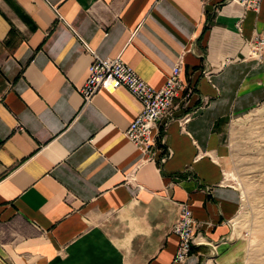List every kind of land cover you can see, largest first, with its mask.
<instances>
[{
	"label": "crops",
	"instance_id": "0c3cea01",
	"mask_svg": "<svg viewBox=\"0 0 264 264\" xmlns=\"http://www.w3.org/2000/svg\"><path fill=\"white\" fill-rule=\"evenodd\" d=\"M261 33L264 0H0V264H171L180 203L202 241L182 264H239L222 132L264 102ZM94 55L156 89L181 60L193 92L160 126L164 162L125 137L127 89L83 101Z\"/></svg>",
	"mask_w": 264,
	"mask_h": 264
},
{
	"label": "built area",
	"instance_id": "2783aa9c",
	"mask_svg": "<svg viewBox=\"0 0 264 264\" xmlns=\"http://www.w3.org/2000/svg\"><path fill=\"white\" fill-rule=\"evenodd\" d=\"M243 6L246 10H258L261 0H227ZM251 56L260 58L264 53V33L255 35L250 41ZM182 62L178 61L167 76L162 87L156 89L143 80L120 57L93 56L87 68V77L78 87L84 102L98 91L113 93L124 87L140 103L141 110L124 131L125 137L141 152L142 160L162 163L168 156L164 134L174 101L185 99L193 92V86L181 78ZM184 92V93H182ZM188 119V118H185ZM195 221L187 203H180L172 232L178 237V246L171 264H182L190 255L192 247L202 244L198 240Z\"/></svg>",
	"mask_w": 264,
	"mask_h": 264
},
{
	"label": "rangeland",
	"instance_id": "374dc122",
	"mask_svg": "<svg viewBox=\"0 0 264 264\" xmlns=\"http://www.w3.org/2000/svg\"><path fill=\"white\" fill-rule=\"evenodd\" d=\"M222 141L229 159L224 182L239 191L227 241L240 246L239 264H264V102L232 117Z\"/></svg>",
	"mask_w": 264,
	"mask_h": 264
}]
</instances>
